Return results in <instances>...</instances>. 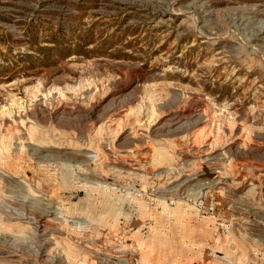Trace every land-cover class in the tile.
<instances>
[{
    "label": "rangeland",
    "instance_id": "374dc122",
    "mask_svg": "<svg viewBox=\"0 0 264 264\" xmlns=\"http://www.w3.org/2000/svg\"><path fill=\"white\" fill-rule=\"evenodd\" d=\"M0 264H264V0H0Z\"/></svg>",
    "mask_w": 264,
    "mask_h": 264
},
{
    "label": "built area",
    "instance_id": "2783aa9c",
    "mask_svg": "<svg viewBox=\"0 0 264 264\" xmlns=\"http://www.w3.org/2000/svg\"><path fill=\"white\" fill-rule=\"evenodd\" d=\"M198 206L205 212L213 213L215 211V202L213 201H210L207 204H204L203 201H200V203H198Z\"/></svg>",
    "mask_w": 264,
    "mask_h": 264
},
{
    "label": "water",
    "instance_id": "95a60500",
    "mask_svg": "<svg viewBox=\"0 0 264 264\" xmlns=\"http://www.w3.org/2000/svg\"><path fill=\"white\" fill-rule=\"evenodd\" d=\"M199 175L204 176V177H213L214 176V174L210 172V169L208 170L207 168H205L203 170V172Z\"/></svg>",
    "mask_w": 264,
    "mask_h": 264
},
{
    "label": "bare ground",
    "instance_id": "6f19581e",
    "mask_svg": "<svg viewBox=\"0 0 264 264\" xmlns=\"http://www.w3.org/2000/svg\"><path fill=\"white\" fill-rule=\"evenodd\" d=\"M209 170V169H208ZM211 173H213L214 174V172H212V171H210ZM214 177V176H213Z\"/></svg>",
    "mask_w": 264,
    "mask_h": 264
}]
</instances>
